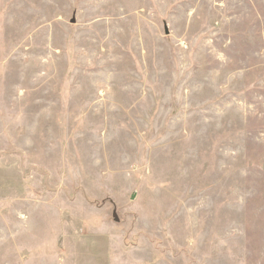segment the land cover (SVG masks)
Here are the masks:
<instances>
[{
  "label": "rangeland",
  "instance_id": "1",
  "mask_svg": "<svg viewBox=\"0 0 264 264\" xmlns=\"http://www.w3.org/2000/svg\"><path fill=\"white\" fill-rule=\"evenodd\" d=\"M0 264H264V0H0Z\"/></svg>",
  "mask_w": 264,
  "mask_h": 264
}]
</instances>
